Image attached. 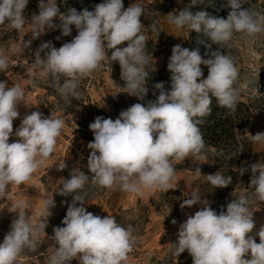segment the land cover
I'll use <instances>...</instances> for the list:
<instances>
[{
	"label": "clouds",
	"instance_id": "1",
	"mask_svg": "<svg viewBox=\"0 0 264 264\" xmlns=\"http://www.w3.org/2000/svg\"><path fill=\"white\" fill-rule=\"evenodd\" d=\"M28 2L0 0V25L7 24L17 32L24 28L29 23L24 14ZM198 3L191 0V5L169 16V23L199 34L197 43L204 45L208 58L201 55L198 47L174 45L167 64L170 90L165 89L164 82H158L154 85L159 92L155 100L146 105L135 103L122 110L115 120L97 116L89 124L94 135L87 145V168L91 175L78 169L72 170L70 178H63L58 194L71 195L72 201L62 220L64 226L54 227V235L49 237L54 245L48 264H70L72 260L78 264H127L136 241L133 227L122 226L113 215L101 217L87 211L84 196L76 193L85 188L90 177L93 185L137 195H143L144 189L167 192L172 189L177 170L173 159H204L205 141L199 126L211 114L213 98L220 107L235 111L238 69L221 46L231 41L234 34L255 38L264 33V14L243 8L244 0H227V18L203 10L193 13L190 8ZM143 13L139 3L125 9L123 0H104L94 6V11L69 8L66 13L60 11L56 0H39V14H33L30 21L32 39L56 28L62 36H69L73 25L78 34L59 48L51 41L41 43L34 53L33 67L49 81L61 82L64 78L59 92L65 99H78L84 78L99 70L106 59L109 63L118 62L125 92L143 101L148 95L150 76L145 51L148 36L142 32L144 25L140 19ZM57 18L59 25L54 23ZM151 28L159 36L156 25ZM125 42L127 46L118 47ZM213 44L218 46L214 51ZM30 45L31 40L25 41L23 47ZM201 65L208 69L206 78ZM8 66V57L0 48V71H6ZM24 97L20 84L9 87L7 82L0 81V198L7 197L9 186L28 182L51 157L65 123L62 118L32 111L14 132L13 121L20 116L17 106L25 104ZM249 135L253 142L264 143V132ZM10 136L18 139L10 143ZM57 167L62 171L67 164ZM248 171L250 189L264 202V162L238 169L241 176ZM195 172L202 175L200 167ZM204 176L214 188H226L232 183L231 176L225 177L219 171ZM44 203L46 214L38 225L30 222L19 205L15 206L17 217L0 243V264H16L26 247L36 250L33 233H46L50 209L55 206L54 200ZM197 204L203 207L187 215L179 226L174 243L177 256L187 251L192 264H264V226L258 232L260 242L256 243L248 235L255 222L247 195L236 197L219 214L195 192L183 200L180 208ZM172 223L177 221L173 219ZM249 254L250 258H245Z\"/></svg>",
	"mask_w": 264,
	"mask_h": 264
},
{
	"label": "rangeland",
	"instance_id": "2",
	"mask_svg": "<svg viewBox=\"0 0 264 264\" xmlns=\"http://www.w3.org/2000/svg\"><path fill=\"white\" fill-rule=\"evenodd\" d=\"M56 2L60 11L66 13L69 8H76L78 11L87 8L94 11V6L104 0H56ZM198 2L190 8L193 13L203 10L210 15L227 18L230 11L226 7L227 0ZM133 3H139L144 9L140 19L144 25L142 32L148 36L145 51L149 59L146 66L150 72L147 83L149 91L143 101L125 92V81L121 79L119 63H109L107 59L102 62L99 70L81 81L78 99L74 97L65 99L59 92L64 78L61 82L46 79L43 72L33 67L34 53L43 42L51 41L59 48L62 44L70 42L78 32L73 25L69 36H62L61 30L56 28L32 39L30 21L33 14H39V0H29L24 10L29 23L19 32L12 30L7 24L0 25V48L4 49L9 64L6 71H0V81L7 82L9 87L20 84L24 89V102L27 105L21 102L17 106L20 116L13 121V131L20 126L24 116L32 111H39L45 117L50 115L59 117L65 122L51 157L28 182L9 186L7 197L0 198V243L11 230L12 221L17 217L16 205L20 206L19 210H25L33 225H38L42 216L46 214L44 202L54 200L55 206L50 209L52 214L48 217L46 233H33L36 250L26 247L17 257L16 264H48L52 254L51 246L54 245V241L49 237L54 235V227L64 226L62 220L68 204L72 201L71 195L65 197L58 194L63 178H70L72 170L78 169L91 175L87 168L90 154L87 145L94 139L89 124L94 122L95 117L103 116L115 120L122 110L135 103L146 105L147 101L155 100L159 95L158 90L154 88L158 82H164L165 89L170 90L171 73L167 69V64L174 45L180 44L189 49L198 47L201 55L208 58L205 56L207 50L204 45L197 43L199 34L169 23V16L191 5V0H123L125 9ZM242 7L264 14V0H244ZM54 23L59 25V19H55ZM153 24L156 25L159 36L152 31ZM57 37L60 39H56ZM29 40L30 47L24 49V42ZM124 46H127V42L118 47ZM217 48L218 46L213 44L211 50ZM221 51L233 59L238 69V79L234 83L238 93L236 99L250 100L257 93L259 76L264 71V33L258 34L255 38L234 34L231 41L221 46ZM107 55H111V50H108ZM41 56L43 57L44 53H41ZM201 67L204 72L203 78H206L208 69L204 65ZM258 132H264V118L255 115L246 129L254 148L251 164L264 162V143L253 142L249 135ZM16 139L18 138L10 136L9 142ZM64 162L67 167L62 171L58 170L57 165ZM236 162L232 154L210 150L204 155V159L191 156L184 161L173 159L172 163L177 170L172 189L167 192L144 189L143 195H137L117 188L93 185L90 177L85 188L76 194L84 196L87 211L101 217L113 215L122 226L133 227L136 241L133 251L129 253L127 264H192V257L187 251L179 256L175 254L174 243L178 239L179 226L187 215L194 214L203 207L202 204H197L181 210L180 204L190 198L193 192L201 199H205L217 214L221 208L226 211L227 204L236 197L247 195L248 207L253 212L255 222V227L248 235L253 237L256 243L260 242L258 232L264 226V202L259 201L249 187L251 172L248 171L243 176L238 172L245 162L239 167H236ZM196 167H200L201 176L196 175ZM232 169L238 172L240 183L229 197L219 198L217 192L222 188H214L204 175L215 174L217 171L224 175ZM77 206H80L79 203ZM173 219L177 221L176 224L172 223ZM245 258H250V254ZM70 264H78V261L72 260Z\"/></svg>",
	"mask_w": 264,
	"mask_h": 264
},
{
	"label": "trees",
	"instance_id": "3",
	"mask_svg": "<svg viewBox=\"0 0 264 264\" xmlns=\"http://www.w3.org/2000/svg\"><path fill=\"white\" fill-rule=\"evenodd\" d=\"M257 93L248 101L237 99L235 111L220 107L215 98L211 104V114L204 118L201 129L204 141V155L210 150L234 155L236 167L242 162L250 165L254 157L253 144L246 129L255 115L264 118V71L259 76ZM231 176L232 183L218 190L219 198H227L240 183V176L234 169L224 174Z\"/></svg>",
	"mask_w": 264,
	"mask_h": 264
}]
</instances>
